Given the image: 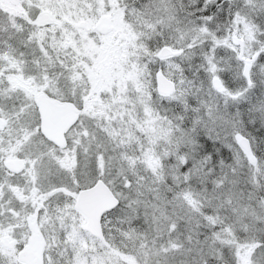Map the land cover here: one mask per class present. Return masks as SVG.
<instances>
[{
  "label": "snow or ice",
  "instance_id": "obj_1",
  "mask_svg": "<svg viewBox=\"0 0 264 264\" xmlns=\"http://www.w3.org/2000/svg\"><path fill=\"white\" fill-rule=\"evenodd\" d=\"M0 264H264V0H0Z\"/></svg>",
  "mask_w": 264,
  "mask_h": 264
}]
</instances>
